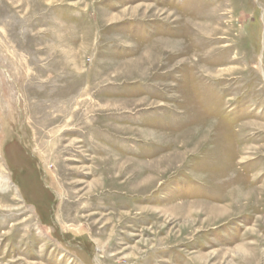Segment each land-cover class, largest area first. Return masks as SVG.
Masks as SVG:
<instances>
[{"label": "rangeland", "instance_id": "1", "mask_svg": "<svg viewBox=\"0 0 264 264\" xmlns=\"http://www.w3.org/2000/svg\"><path fill=\"white\" fill-rule=\"evenodd\" d=\"M0 264H264V0H0Z\"/></svg>", "mask_w": 264, "mask_h": 264}]
</instances>
